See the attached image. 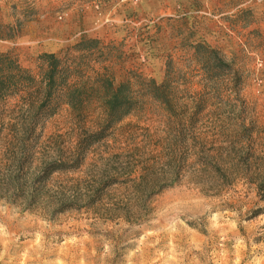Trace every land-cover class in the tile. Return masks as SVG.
<instances>
[{
    "label": "rangeland",
    "instance_id": "374dc122",
    "mask_svg": "<svg viewBox=\"0 0 264 264\" xmlns=\"http://www.w3.org/2000/svg\"><path fill=\"white\" fill-rule=\"evenodd\" d=\"M0 55V264H264V0H0Z\"/></svg>",
    "mask_w": 264,
    "mask_h": 264
},
{
    "label": "trees",
    "instance_id": "16d2710c",
    "mask_svg": "<svg viewBox=\"0 0 264 264\" xmlns=\"http://www.w3.org/2000/svg\"><path fill=\"white\" fill-rule=\"evenodd\" d=\"M0 59H8V57L7 55H0ZM41 59L48 60L47 70L43 74V81L46 86V94H45V98L43 101H49L52 95V90L54 89V86H55V77L58 76L59 81L63 83L65 79V69L60 67L61 62L53 54H43L41 55ZM9 64L12 65L13 62H9ZM16 68H17V72L21 71L20 67H16ZM15 77L17 76L15 75ZM4 82L5 80L0 81V91L2 90V86L4 85ZM122 88L123 87L121 86L116 88L113 97H111V99L107 101L108 115H107L103 130L110 128L118 120L117 117L116 118L114 117L118 108L126 105L127 107H129L126 109V113L132 110L131 103L127 101V99L126 101L119 99V94L121 93ZM45 103L46 102L41 103L39 107V111H44L45 106H46ZM51 166L45 167L44 174H47V173L49 174L50 172H53L59 169V167H51ZM258 194L260 196V199L264 201V181L258 184Z\"/></svg>",
    "mask_w": 264,
    "mask_h": 264
}]
</instances>
